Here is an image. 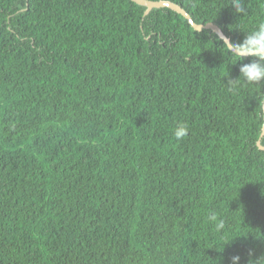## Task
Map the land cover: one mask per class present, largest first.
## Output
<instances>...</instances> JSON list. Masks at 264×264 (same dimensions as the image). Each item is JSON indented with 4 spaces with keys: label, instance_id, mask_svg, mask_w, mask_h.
<instances>
[{
    "label": "trees",
    "instance_id": "obj_1",
    "mask_svg": "<svg viewBox=\"0 0 264 264\" xmlns=\"http://www.w3.org/2000/svg\"><path fill=\"white\" fill-rule=\"evenodd\" d=\"M172 1L236 42L264 22V0ZM146 8L0 0V264L264 254V82L229 91L252 58Z\"/></svg>",
    "mask_w": 264,
    "mask_h": 264
},
{
    "label": "clouds",
    "instance_id": "obj_2",
    "mask_svg": "<svg viewBox=\"0 0 264 264\" xmlns=\"http://www.w3.org/2000/svg\"><path fill=\"white\" fill-rule=\"evenodd\" d=\"M228 5H231L236 13H243V15L247 13L245 0H229ZM245 32L247 34L242 42L232 41L222 32L215 34L217 40L222 41L227 51L232 56L237 57L238 61H243L248 57L252 58L250 62L240 65V76L238 79H229L225 83L229 91L233 90L234 82L241 79L249 84H261V82H264V22L258 23L254 29ZM174 135L178 140L187 136V126L183 123L178 124ZM209 219L215 220V213H211ZM240 261L241 257L238 254L231 257V264H240ZM216 264H221V261L216 260ZM247 264H264V254L255 256L253 251L250 250Z\"/></svg>",
    "mask_w": 264,
    "mask_h": 264
},
{
    "label": "water",
    "instance_id": "obj_3",
    "mask_svg": "<svg viewBox=\"0 0 264 264\" xmlns=\"http://www.w3.org/2000/svg\"><path fill=\"white\" fill-rule=\"evenodd\" d=\"M133 1L147 7L145 10V14H148L153 8L167 7V8H170L182 14L184 17H186L195 29L202 30L204 28H209V29H212L216 33L222 32L225 36L231 39V37L228 36L218 24L214 22H207L205 24L196 22L191 16V14L186 10V8L182 4H179L172 0H133ZM263 110H264V102H263ZM261 135H264V123H263ZM258 145L261 148H264V145L262 144L261 139L258 140Z\"/></svg>",
    "mask_w": 264,
    "mask_h": 264
}]
</instances>
